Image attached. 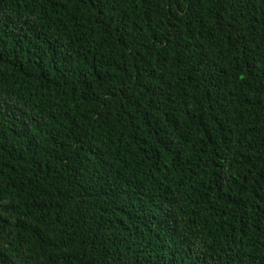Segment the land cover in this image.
Masks as SVG:
<instances>
[{
	"label": "trees",
	"instance_id": "16d2710c",
	"mask_svg": "<svg viewBox=\"0 0 264 264\" xmlns=\"http://www.w3.org/2000/svg\"><path fill=\"white\" fill-rule=\"evenodd\" d=\"M0 264H264V0H0Z\"/></svg>",
	"mask_w": 264,
	"mask_h": 264
}]
</instances>
